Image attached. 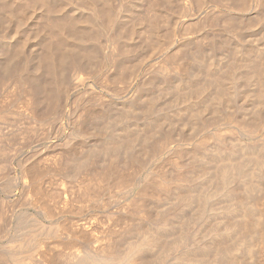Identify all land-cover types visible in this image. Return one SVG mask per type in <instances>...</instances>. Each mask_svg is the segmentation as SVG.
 Masks as SVG:
<instances>
[{
	"label": "rangeland",
	"instance_id": "obj_1",
	"mask_svg": "<svg viewBox=\"0 0 264 264\" xmlns=\"http://www.w3.org/2000/svg\"><path fill=\"white\" fill-rule=\"evenodd\" d=\"M95 1L108 9V19L103 21L106 30L100 28L101 20L90 9ZM149 1L0 0V146L5 149L0 154L1 254L14 250L11 243L24 230L25 223L34 227L32 222H40L41 226L36 238L21 250L29 264H38L42 259L45 264H75L86 254L114 247L124 252L149 233L162 231L158 226L167 214L172 216V226L188 222L187 229L196 232L209 219L210 225L222 232L229 220H238V212L230 214L224 209L230 204L221 188L228 182L235 185L243 181V186L237 185L244 198L248 196L253 201L245 198V203H250V214L254 213L250 216L253 223L254 218L258 223L253 226L252 256H248L243 244L234 253L235 264H246L248 259L264 264V167L259 170L264 159L258 162V175H249L257 166V157L264 158V151L260 152L264 148V95L258 98L260 92L264 93V79L255 75V66L264 58V0H160L164 4L160 11L165 9L162 14H156L157 10L148 6ZM108 30L123 32L117 45L126 52L111 56L115 51L111 50L114 47ZM116 57L117 61H112ZM40 62L44 63L43 69ZM75 64L79 65L77 72ZM55 69H59L62 79L50 88L48 79L53 83ZM39 74L45 76L41 82L47 80V84L38 95L29 84ZM218 77L223 78L220 86L215 82ZM20 79L28 82L24 80L25 85ZM223 83L229 90L221 89ZM197 110L201 113L196 114ZM257 110L262 124L258 123L260 129L252 132L247 123L256 119ZM127 138L136 141L128 146L124 143ZM217 149L222 150L218 151L220 155ZM226 164L238 166L239 174H231L220 183L218 169ZM112 168L118 179L111 173ZM105 172L107 175H103ZM241 177H248L251 190ZM190 197L192 202L185 203V198ZM176 227L163 237L168 245L179 236ZM201 233L204 231L196 238L199 243L204 238ZM206 237L213 238L211 233ZM35 242L41 245L37 252ZM184 247L185 244L179 249ZM170 250L162 259L158 257L161 251H152V262L173 264L177 250ZM249 260L247 263L252 264Z\"/></svg>",
	"mask_w": 264,
	"mask_h": 264
},
{
	"label": "bare ground",
	"instance_id": "obj_2",
	"mask_svg": "<svg viewBox=\"0 0 264 264\" xmlns=\"http://www.w3.org/2000/svg\"><path fill=\"white\" fill-rule=\"evenodd\" d=\"M147 1V0H146ZM149 1V0H148ZM163 1V0H162ZM173 1V0H172ZM234 1V0H233ZM235 1H238V0H235ZM169 2V1H168ZM239 2V1H238ZM242 2H243V0H242ZM81 3V2H80ZM107 3H109V2H107ZM106 3V4H107ZM148 3H149V5H148ZM146 5H148V6H153L154 7V9L155 10H157V12H155L156 14L157 13H159L160 14V10H161V6L162 5H164V4H162L161 5V1L160 0H150L149 2H148ZM164 3H166V1L164 2ZM174 2H172V3H170V4H173ZM198 3V2H197ZM235 3V2H234ZM103 4V3H102ZM110 4V3H109ZM175 4V3H174ZM81 5H83V4H81ZM86 5H88V4H86ZM90 5V4H89ZM166 5H167V3H166ZM168 5H169V3H168ZM167 5V6H168ZM80 6V5H79ZM84 6H85V4H84ZM103 6H104V4H103ZM110 6V5H109ZM173 6V5H172ZM238 6V5H237ZM86 7V6H85ZM150 7H149V9H150ZM152 7V8H153ZM112 8H114V7H112ZM167 8V7H166ZM174 8V7H173ZM85 9V8H84ZM87 9V8H86ZM90 9H92L91 11L93 12V15L95 16V17H97L98 19H100L101 21H100V25H101V29H103V30H106V25H105V22H103V21H106V19H108V9L106 8H102L100 5H99V1L96 3V1L93 3V4H91V6H90ZM153 9V10H154ZM163 9V8H162ZM175 9V8H174ZM107 10V11H106ZM111 10H114V9H111ZM151 10L152 9H150V12H151ZM164 11H165V9H163ZM163 10H162V12H161V14L163 13ZM159 11V12H158ZM167 12V11H166ZM170 12V11H169ZM114 14V13H113ZM116 14V13H115ZM159 14H158V18L160 19V16H159ZM165 14V13H164ZM167 14V13H166ZM165 14V15H166ZM173 14V13H172ZM155 15V14H154ZM165 15H164V17H165ZM171 15V14H170ZM53 16V15H52ZM157 16V15H156ZM163 16V15H162ZM118 17V16H117ZM151 17H153V16H151ZM163 17V18H164ZM166 17H167V15H166ZM146 18V17H145ZM149 18V17H148ZM113 19V18H112ZM167 20V19H166ZM119 21V20H118ZM117 21V22H118ZM156 21V20H155ZM160 21V20H159ZM165 21V20H164ZM163 20H162V22H164ZM167 22V21H166ZM102 23V24H101ZM113 23V22H112ZM111 23V24H112ZM106 24H107V22H106ZM110 24V23H109ZM160 24V23H159ZM158 24V25H159ZM164 24V23H163ZM234 24V23H233ZM113 25H115V24H113ZM118 25V24H117ZM161 25V24H160ZM65 26H66V24H65ZM109 26H111V25H109ZM69 27V26H68ZM154 28V27H153ZM99 28L97 27V29L96 30H98ZM110 29H112V26H111V28L109 27V30ZM115 29V28H114ZM118 29V28H117ZM63 30V29H62ZM108 30V31H109ZM59 31V30H58ZM60 32V31H59ZM65 32V31H64ZM112 31H109L108 33H110L109 34V38L108 39H110L111 40V43H112V45H113V47H114V49L112 48L111 50H113V53H114V51H115V54L113 55H111V56H115L116 54H122V51H125L126 52V50H123L122 49V47L120 48V44L119 45H117L119 42L118 41H120V35H123V32H122V34L120 33L119 34V32L117 31V32H112ZM57 33V32H56ZM97 33V32H96ZM98 33H101V30H100V32L98 31ZM95 34V33H94ZM60 35V34H59ZM124 36V35H123ZM97 38V37H96ZM99 38V37H98ZM97 38V39H98ZM94 39V38H93ZM121 39H122V36H121ZM95 40V39H94ZM123 40V39H122ZM93 41V40H92ZM222 41V40H221ZM224 41H226V40H224ZM230 41V40H229ZM118 42V43H117ZM121 43V42H120ZM225 43H227V42H225ZM224 43V44H225ZM104 44V43H103ZM122 45V44H121ZM216 45V44H215ZM226 45V44H225ZM228 45V44H227ZM100 46V45H99ZM103 48V47H102ZM218 48V47H217ZM122 49V50H121ZM217 50V49H216ZM64 51V50H63ZM66 51V50H65ZM110 52V51H109ZM119 52V53H118ZM129 52V51H128ZM51 53V52H50ZM112 53V52H111ZM63 54V53H62ZM126 54V53H125ZM184 54V53H183ZM53 55V54H52ZM93 55V54H92ZM91 55V56H92ZM96 55V54H95ZM182 55V54H181ZM184 55H186V53L184 54ZM49 56V55H48ZM72 56V55H71ZM120 56V55H119ZM123 56V55H122ZM121 56V57H122ZM16 57V56H15ZM64 57V56H63ZM131 57V56H130ZM233 57H235V56H233ZM254 57H256V56H254ZM253 57V58H254ZM125 58V57H124ZM184 58V57H183ZM257 58V57H256ZM255 58V59H256ZM42 59H44V58H42ZM121 59V58H120ZM126 59V58H125ZM128 59H129V56H128ZM176 59V58H175ZM185 59V58H184ZM231 59H233L232 57H231ZM62 60V59H61ZM122 60V59H121ZM177 60V59H176ZM179 60V59H178ZM261 60V57H259V61ZM20 61V60H19ZM48 61V60H47ZM56 61V60H55ZM112 61H117V57L116 58H113V60ZM119 61V60H118ZM123 61H125V60H123ZM233 61H237L235 58H234V60ZM258 61V60H257ZM74 62H76V61H74ZM127 62V61H126ZM211 62V61H210ZM230 62H232V61H230ZM238 62V61H237ZM41 64H40V69H43V67H44V63L43 62H40ZM86 63V62H85ZM106 63V62H105ZM109 63H111V62H109ZM119 63V62H118ZM129 63V62H128ZM127 63V64H128ZM212 63H214V62H212ZM256 63V62H255ZM258 63V62H257ZM23 64H25V63H23ZM60 64V63H59ZM63 64V63H62ZM71 64V63H70ZM120 64V63H119ZM132 64V63H131ZM231 64V63H230ZM10 65V64H9ZM17 65V64H16ZM86 65V64H85ZM123 65H124V63H123ZM180 65H182V63H180ZM233 65V64H232ZM254 66H255V64H253ZM15 66V65H14ZM78 66L79 65H77V64H75V68H74V70H75V72H77V71H79V68H78ZM126 66V65H125ZM132 66V65H131ZM207 66V65H206ZM208 66H209V64H208ZM235 66V65H234ZM3 67V66H2ZM127 67H129L128 65H127ZM133 67V66H132ZM186 67V66H185ZM184 67V68H185ZM210 67H212V66H210ZM229 67H231V66H229ZM236 67V66H235ZM23 68H24V65H23ZM55 68V67H54ZM54 68L52 69V70H54ZM57 68H59L58 66H57ZM183 68V67H182ZM181 68V69H182ZM233 68V67H232ZM239 68V67H238ZM5 69V68H4ZM21 69H22V67H21ZM185 69H187V68H185ZM241 69V68H240ZM243 69V68H242ZM247 69V68H246ZM16 70H17V68H16ZM19 70V69H18ZM24 70V69H23ZM27 70H28V68H27ZM56 70V69H55ZM59 70V69H58ZM58 70H56L55 72H54V78L53 77H51V78H53V83L50 81L49 82V79H48V84L50 85V88L51 87H53V86H51V84H53V85H55L56 83H59V80L60 79H62V76L60 75L59 76V74L61 73L60 71V73L58 74L57 72H58ZM73 70V71H74ZM128 70V69H127ZM130 70V69H129ZM207 70V69H206ZM205 70V71H206ZM20 71V70H19ZM26 71V70H25ZM38 71V70H37ZM210 71H211V69H210ZM240 71V70H239ZM20 72H23V71H20ZM28 72V71H27ZM42 72V71H41ZM69 72V71H68ZM178 72V71H177ZM212 72V71H211ZM250 72V71H249ZM4 73V72H3ZM80 73V72H79ZM235 73V72H234ZM251 73H254V70H253V72H251ZM258 73V74H257ZM20 73H17V75H19ZM32 74V73H31ZM31 74H29V75H31ZM66 74V73H65ZM219 74V73H218ZM260 75V77H261V79L263 78L264 79V77H262V75L264 76V58L258 63V65H256L255 66V75ZM63 75V74H62ZM69 75V74H68ZM198 75V74H197ZM216 74H214V76H215ZM252 75V74H251ZM14 76V75H13ZM16 76V75H15ZM42 76H44V75H40L39 74V76L38 77H36V79L34 80V79H32V82L29 84V85H31V84H33V89H32V91H34L35 93H37L38 94V92H39V90L41 91V89L42 88H44V84H47V80H45V82L44 83H42L41 81H42V79L43 78H45V76L42 78ZM58 78H57V77ZM76 76V75H75ZM210 76V75H209ZM219 76V75H218ZM227 76H229V75H227ZM247 75H245V77H246ZM17 77V76H16ZM56 77V78H55ZM207 77V76H206ZM20 78V77H19ZM35 78V77H34ZM193 78V77H192ZM210 78V77H209ZM211 78H213V76L211 77ZM229 78H230V76H229ZM249 78V77H248ZM254 78V77H253ZM223 79V78H222ZM222 79L220 78V77H218V78H216L215 79V82H218V85H219V83H222L223 81H222ZM226 79V78H225ZM227 79H228V77H227ZM237 79V78H236ZM255 79H257V78H255ZM7 80V79H6ZM9 80V79H8ZM24 80H26V82H28V80L27 79H20V81L24 84L25 83V85H26V82L24 81ZM44 80V79H43ZM207 80V79H206ZM212 80H214V79H212ZM230 80V79H229ZM229 80H227V82H229L230 83V81ZM250 80H253V79H250ZM258 80V79H257ZM199 81V80H198ZM197 81V82H198ZM222 81V82H221ZM29 82H30V80H29ZM215 82H214V84H215ZM226 82V83H227ZM256 82H258L259 84L262 82H260V81H256ZM1 83V82H0ZM17 83V82H16ZM19 83V82H18ZM55 83V84H54ZM201 83V82H200ZM3 84V83H2ZM66 84V83H65ZM224 84V87H223V85H222V87H221V89L223 88V89H225V83H223ZM253 84H256V83H253ZM262 84V83H261ZM8 85V84H7ZM13 85V84H12ZM9 86V85H8ZM66 86V85H65ZM212 86H213V84H212ZM220 86V85H219ZM257 86V85H256ZM31 87V86H30ZM49 87V86H48ZM56 87V86H55ZM227 87H228V85H227ZM230 87V86H229ZM41 88V89H40ZM68 88V87H67ZM191 88V87H190ZM195 89L197 88V87H194ZM193 88V89H194ZM200 88V87H199ZM213 89V88H212ZM219 89V88H218ZM246 89V88H245ZM54 90V89H53ZM56 90V89H55ZM204 90V89H203ZM207 90V89H206ZM226 90H229V89H225L224 91H226ZM264 90V89H263ZM263 90L261 89V91L263 92ZM199 91V90H198ZM197 91V92H198ZM214 91V90H213ZM218 91V90H217ZM216 91V92H217ZM223 91V90H222ZM231 91V90H230ZM230 91H228L229 93H230ZM254 92L256 91V90H253ZM49 92V91H48ZM202 92V91H201ZM57 93V92H56ZM187 93V92H186ZM195 93V92H194ZM194 93H192V94H194ZM200 93V92H199ZM203 93H205V92H203ZM218 93H220V92H218ZM251 93H253V92H251ZM258 93V92H257ZM256 92L254 93V94H257ZM4 94V93H3ZM10 94V93H9ZM31 94V93H30ZM33 94V93H32ZM245 94H247V93H245ZM261 94H263L264 95V93H261L260 92V94H258V98H259V95H261ZM23 95H24V93H23ZM39 95V94H38ZM183 95V94H182ZM181 95V96H182ZM190 96H191V94H189ZM196 96H197V94H195ZM202 95V94H201ZM207 95V94H206ZM218 95V94H217ZM232 95V94H231ZM230 95V97H232ZM253 95V94H252ZM262 95V96H263ZM5 96V95H4ZM184 96V95H183ZM189 96V97H190ZM203 96V95H202ZM222 96V95H221ZM228 96V95H227ZM257 96V95H256ZM262 96H261V98H262ZM13 97V96H12ZM185 97V96H184ZM217 97H220V96H217ZM248 97H251L252 98V96L250 95V96H248ZM254 97V96H253ZM35 98V97H34ZM33 98V99H34ZM59 98V97H58ZM64 98V97H63ZM186 98H188V97H186ZM191 98V97H190ZM195 97H193V99H194ZM221 98V97H220ZM245 98V97H244ZM16 99V98H15ZM182 99H184L183 97H182ZM207 99V98H206ZM225 99V98H224ZM227 99H229V98H227ZM247 99V98H246ZM249 99V98H248ZM255 99V98H254ZM257 99V98H256ZM22 100V99H21ZM35 100V99H34ZM185 100V99H184ZM197 100V99H196ZM209 100H211L210 98H209ZM231 100V99H230ZM258 100V99H257ZM23 101V100H22ZM187 101V100H186ZM204 101V100H203ZM215 101V100H214ZM197 102V101H196ZM201 102V101H200ZM205 102V101H204ZM209 102V101H208ZM211 102H213V101H211ZM223 102V101H222ZM245 102H246V100H245ZM251 102V101H250ZM261 102V101H260ZM259 102V103H260ZM263 102H264V100H263ZM194 103V102H193ZM213 103H215V102H213ZM40 104V103H39ZM188 104V103H187ZM190 104V103H189ZM195 104V103H194ZM198 105H199V103H197ZM208 105L210 104V103H207ZM216 104H218L219 105V103H216ZM227 104V103H226ZM225 104V105H226ZM242 104V103H241ZM248 104V103H247ZM251 104V103H250ZM252 104H255V103H252ZM263 104V103H262ZM261 104V105H262ZM57 105V104H56ZM205 105V104H204ZM208 105L206 106V107H208ZM212 105V104H211ZM229 105H230V103H229ZM239 105V104H238ZM237 105V106H238ZM245 105V104H244ZM256 105V104H255ZM210 106V105H209ZM213 106V105H212ZM211 106V107H212ZM251 106V105H250ZM155 107V106H154ZM230 107V106H229ZM232 107V106H231ZM257 107H259V106H257ZM149 108V110H151L150 109V107H148ZM148 108H147V111H148ZM180 108V107H179ZM183 108V107H182ZM204 108V107H203ZM241 108V107H240ZM251 108V107H250ZM189 109V108H188ZM199 109V108H198ZM207 109V108H206ZM212 109V108H211ZM233 109V108H232ZM245 109V108H244ZM256 109V108H255ZM261 110H262V108H260ZM20 110V109H19ZM183 110V109H182ZM192 110V109H191ZM217 110V109H216ZM243 110V109H242ZM241 110V111H242ZM264 110V109H263ZM146 111V110H145ZM155 111V110H154ZM193 111V110H192ZM198 111L200 112V110H197V112H196V114L198 113ZM54 112V111H53ZM61 112V111H60ZM149 112V111H148ZM203 112H205V111H203ZM203 112H202V114H203ZM234 112V111H233ZM178 113V112H177ZM180 113V112H179ZM195 113V112H194ZM201 113V112H200ZM256 113H258V115L256 114V119L253 117V119H255V120H253V121H251V124L249 123L250 121H248V123H247V125H249L250 126V129H252L251 131L252 132H254V131H256L258 128L260 129V127L258 126V123H260V122H258V121H260L261 120V116H260V114H259V112H258V110H257V112ZM205 114V113H204ZM227 114H228V112H227ZM234 114V113H233ZM150 115H151V113H150ZM174 115H176V114H174ZM200 115V114H199ZM218 115V114H217ZM231 115V113H229V116ZM36 116V115H35ZM34 116V117H35ZM154 116V115H153ZM204 116V115H203ZM207 116V115H206ZM223 116V115H222ZM224 116H225V114H224ZM233 116V115H232ZM231 116V117H232ZM241 116H242V114H241ZM32 117V116H31ZM155 117V116H154ZM215 117V116H214ZM228 117V116H227ZM238 117V116H237ZM251 117V116H250ZM36 118V117H35ZM193 118V117H192ZM199 118V117H198ZM205 118V117H204ZM218 118V117H217ZM239 118V117H238ZM237 118V119H238ZM4 119V118H3ZM33 119V118H32ZM153 119V118H152ZM158 119V118H157ZM200 119V118H199ZM212 119V118H211ZM236 119V118H235ZM241 119V118H240ZM34 120V119H33ZM39 120H42L41 118H39ZM44 120H46V119H44ZM43 120V121H44ZM243 120V119H242ZM264 120V119H263ZM4 121V120H3ZM154 121V120H153ZM158 121V120H157ZM195 121H196V118H195ZM205 121V120H204ZM208 121V120H207ZM209 121H211L210 119H209ZM240 122H241V120H239ZM262 121V120H261ZM38 122V121H37ZM40 122V121H39ZM149 122V121H148ZM245 122H247V121H245ZM264 121H262V123H263ZM151 123H152V121H151ZM207 123V122H206ZM243 123V122H242ZM262 123H260V124H262ZM158 124V123H157ZM205 124V123H204ZM203 124V125H204ZM208 124V123H207ZM243 124H246V123H243ZM150 125V124H149ZM206 125V124H205ZM29 126V125H28ZM160 126V125H159ZM203 127V126H202ZM131 128V127H130ZM145 128H146V124H145ZM160 128V127H159ZM203 128H205V127H203ZM246 128H248V127H246ZM245 128V129H246ZM28 129V128H27ZM27 129H25V130H27ZM136 129V128H135ZM151 129V128H150ZM249 129V128H248ZM30 130V129H29ZM28 130V131H29ZM145 130V129H144ZM25 132V131H24ZM27 132V131H26ZM151 132V131H150ZM153 132V131H152ZM170 133V132H169ZM3 134V133H2ZM32 134V133H31ZM148 134V133H147ZM5 135V134H4ZM133 135V134H132ZM146 135V134H145ZM152 135H153V133H152ZM164 135H166V134H164ZM168 135V134H167ZM170 135V134H169ZM175 135V134H174ZM1 136H3V135H1ZM14 136V135H13ZM140 136V135H139ZM147 136V135H146ZM6 137V136H5ZM12 137V136H11ZM127 137V136H126ZM126 137H124V138H126ZM145 137V136H144ZM149 137V136H148ZM167 137V136H166ZM173 137V136H172ZM1 138V137H0ZM147 138V137H146ZM153 138V137H152ZM170 138H171V136H170ZM5 139V138H4ZM149 139V138H148ZM147 139V140H148ZM2 140V139H1ZM11 140V139H10ZM146 140V141H147ZM162 140V139H161ZM121 141V140H120ZM135 141L136 140H134L133 138H131V139H125V141H124V143L125 144H127L128 146H132L134 143H135ZM141 141V140H140ZM164 141H166V139L164 140ZM163 141V142H164ZM162 142V141H161ZM160 142V143H161ZM162 142V143H163ZM1 143V142H0ZM123 143V142H122ZM121 143V144H122ZM140 143V142H139ZM238 143V142H237ZM146 144H148V143H146ZM156 144V143H155ZM163 144H165V143H163ZM232 144V143H231ZM143 145H144V143H143ZM153 145V144H152ZM261 145V147H262V144H260ZM260 145H258L259 146V148H260ZM2 146V145H1ZM1 146H0V154H1V152H2V154H3V151L5 150L4 149V147L3 148H1ZM127 146V147H128ZM147 146V145H146ZM231 146V145H230ZM249 146V145H248ZM248 146H246L247 148H248ZM257 146V147H258ZM124 147H126V146H124ZM123 147V148H124ZM148 147V146H147ZM154 147V146H153ZM152 147V148H153ZM232 147V146H231ZM238 147V146H237ZM160 148V147H159ZM219 148V147H218ZM225 148V147H224ZM233 148V147H232ZM240 148V147H239ZM253 148V147H252ZM252 148H250V149H252ZM143 149H144V147H143ZM148 149V148H147ZM157 149H158V147H157ZM219 149H222V147L221 148H219ZM219 149H217L216 151H217V154L218 155H220V152H218V151H222V150H219ZM235 149V148H234ZM256 150H257V148H255ZM263 150H260V149H258V150H260V152L262 151H264V148H262ZM119 150H120V148H119ZM145 150V149H144ZM151 150V149H150ZM212 150V149H211ZM215 150V149H214ZM224 150H226V149H224ZM236 150V149H235ZM238 150V149H237ZM243 150H244V148H243ZM247 150V149H246ZM249 150V149H248ZM253 151H254V148L252 149ZM7 151V150H6ZM112 151V150H111ZM149 151V150H148ZM154 151V150H153ZM156 151V150H155ZM204 151V150H203ZM228 152H229V150H227ZM233 151V150H232ZM231 151V149H230V152H232ZM250 151V150H249ZM113 152V151H112ZM147 152V151H146ZM152 152V151H151ZM150 152V153H151ZM226 152V151H225ZM234 152V151H233ZM232 152V153H233ZM236 152V151H235ZM241 152H242V150H241ZM248 152V151H247ZM261 152V153H262ZM4 153H5V151H4ZM141 153V152H140ZM158 153V152H157ZM204 153V152H203ZM215 153V152H214ZM222 153V152H221ZM155 154V153H154ZM197 154V153H196ZM199 154V153H198ZM245 154H246V152H245ZM245 154H243V156L245 155ZM253 154V153H252ZM142 154H140V156H141ZM203 155V154H202ZM223 155H224V153H223ZM254 155H256V153H254ZM6 156V155H5ZM120 156V155H119ZM124 156V155H123ZM139 156V157H140ZM151 156H152V154H151ZM204 156V155H203ZM224 156H226V153H225V155ZM245 156H247V154L245 155ZM252 156V155H251ZM127 157V156H126ZM231 157V156H230ZM253 157V156H252ZM141 159H142V157H140ZM203 158V157H202ZM113 159V158H112ZM111 159V160H112ZM254 159V158H253ZM263 159L264 158H262V157H260L259 158V156L257 157V159H256V162H257V166H255L254 167V165H253V167L254 168H251L253 171H250V174L249 175H252L256 170H258L259 169V167H261L260 165H258V162L260 163V162H263ZM202 160V159H201ZM215 160H216V158H215ZM225 160H227L226 158H225ZM245 160V159H244ZM1 161V160H0ZM202 161H204V159L202 160ZM216 161H218V160H216ZM223 161V160H222ZM236 161V160H235ZM251 161V160H250ZM249 161V162H250ZM141 162V161H140ZM224 162V161H223ZM228 162V161H227ZM243 162V161H242ZM252 162H253V160H252ZM114 163H115V161H114ZM148 163V162H147ZM205 163V162H204ZM248 163V162H247ZM190 164V163H189ZM202 164H203V162H202ZM216 164V163H215ZM242 164V166L244 165L243 163H241ZM250 164V163H249ZM254 164V163H253ZM256 164V163H255ZM89 165H90V163H89ZM121 165V164H120ZM141 165V164H140ZM186 165H188V164H186ZM206 165V164H205ZM251 165V164H250ZM262 165V167L259 169V170H261L264 166V164L262 163L261 164ZM179 166V165H178ZM185 166V165H184ZM188 166H190V165H188ZM216 166V165H215ZM249 166V165H248ZM2 167V166H1ZM110 167V166H109ZM112 167V166H111ZM114 167V166H113ZM182 167V166H181ZM186 167V166H185ZM191 167H192V164H191ZM196 167V166H195ZM199 167V166H198ZM206 167V166H205ZM204 167V168H205ZM211 167H213V166H211ZM238 167V166H237ZM235 165H231V164H226V165H224V166H222V169H218L219 171H218V176H217V178H218V180H217V178H216V180L217 181H219L220 183H224V182H226L225 180H227V177L229 176V175H231V174H234V173H236L237 175L239 174L238 172H237V168ZM243 167H245V166H243ZM28 168V167H27ZM103 168V167H102ZM106 168V167H105ZM104 168V169H105ZM187 168V167H186ZM189 168V167H188ZM187 168V169H188ZM194 168V167H193ZM203 168V167H202ZM209 169H211L210 167H208ZM221 168V167H220ZM242 168V167H241ZM249 168H250V166H249ZM206 169V168H205ZM204 169V170H205ZM264 169V168H263ZM26 170V169H25ZM34 170V169H33ZM36 170V169H35ZM109 170H111V169H109ZM108 170V172L110 173V171ZM114 170H115V168H114ZM114 170H113V168H112V170H111V173L112 174H114L115 172H114ZM120 170V169H119ZM207 170V169H206ZM211 170H213V168L211 169ZM258 170V171H259ZM117 171V170H116ZM189 171V170H188ZM194 171V170H193ZM207 171H210V170H207ZM214 171V170H213ZM217 171V170H216ZM263 171V170H262ZM106 172H107V170H106ZM106 172L105 173H103V175H105L106 174ZM191 172V171H190ZM110 173V176L112 175ZM185 174H186V171L184 172ZM188 173V172H187ZM209 173V172H208ZM212 174H214L215 173V171H214V173L213 172H211ZM217 173V172H216ZM243 173H245V172H243ZM247 173V172H246ZM90 174V173H89ZM92 174V173H91ZM121 174V173H120ZM179 174H181V172L179 173ZM235 174V175H236ZM260 174H261V171H260ZM263 174H264V172H263ZM107 175V174H106ZM109 175V174H108ZM115 176H116V174H114ZM113 175V176H114ZM173 175V174H172ZM211 175V174H210ZM210 175H209V177H210ZM216 175V174H215ZM236 175V176H237ZM255 175H258V174H256V172H255ZM101 176V175H100ZM112 176V179L114 178ZM165 176V175H164ZM212 176H214V175H212ZM211 176V177H212ZM210 177V178H211ZM242 177H243V175H242ZM241 177V178H242ZM256 177V178H255ZM254 178H255V180L257 179V176H255ZM120 178H121V176H120ZM119 178V179H120ZM184 179H185V177H183ZM240 178V179H241ZM244 178V177H243ZM241 179V180H245L246 178H248V177H245V179ZM250 179H251V177H249ZM263 178V177H262ZM102 179V178H101ZM115 179V178H114ZM116 179H118V176H116ZM122 179V178H121ZM166 179H168V178H166ZM240 179H236L235 181L236 182H238ZM123 180V179H122ZM213 179H211V181H212ZM215 180V181H216ZM253 180V179H252ZM259 180V179H258ZM121 181V180H120ZM163 181V180H162ZM172 181H173V179H172ZM214 181V183H216ZM246 181H248L247 179H246ZM245 181V182H246ZM156 182V181H155ZM164 182V181H163ZM213 182V181H212ZM243 182V181H242ZM241 181H240V183H236L235 185L234 184H231V182H228L229 184L228 185H225L224 187H223V185H221L223 188H221L223 191H224V193H226V198H228L227 199V201L229 202V207H225V206H223L224 207V209L225 208H227V211H229L230 212V214H231V211H233L234 212V210H236L237 212H238V214H237V216H238V220L236 221V222H234V223H232L231 222V220H229L230 222L228 223V224H226L225 225V227L224 228H222L221 230H222V232L221 231H218L217 230V227H213V225H210L211 223H209V219L207 220V225H205V224H203V225H205V227L203 228V225L201 226L200 224V226H199V229L195 232H191L190 230H188L187 228L189 227V225H187V224H189L188 222H181L180 224V226L178 227H176V226H174V224H173V226H172V224H171V220H172V216H169V214H167V216L165 215V217L164 218H162V220H161V226H158L159 228H161V230L162 231H160V232H156V234L155 233H153L154 235H150L151 233H149V235L148 236H145L139 243L137 242V243H129L131 246L126 250V251H120V250H117V249H119L118 247H117V249H115L116 247H114V249L113 250H107V249H105V250H101V251H97V252H95V253H93V254H86V256H85V258L84 259H82L79 263H75V264H152L153 262L152 261H155V259L153 260L152 259V251L154 252V251H156V250H158L160 253L158 254L159 256V258L160 259H162L163 257H165L166 256V254H167V249H168V251H171L170 250V248H175L176 250H177V252H176V254H175V256L173 257V264H235V262H237L236 261V258L234 257L235 255H234V253H237L238 251V249L240 248V247H244V245L246 246V252L248 253V256L250 257V256H252V254H253V249H252V246H251V244H253L252 242H253V240L255 239V235H254V229H253V226H254V228H255V225L256 224H254V223H258V222H256L257 221V219L258 218H254V219H256V221H254V223H253V219H251V214H254V213H251L250 214V212H249V210H248V205H250V203L249 202H247V203H245L246 201H245V198L246 197H248V196H245V198H244V196H243V193H242V191H240V189H239V186H243V183H242ZM255 182V181H254ZM260 182H261V180H260ZM120 183V182H119ZM157 183V182H156ZM160 183V182H159ZM165 184L166 183H168V182H164ZM242 183V184H241ZM249 183V181L248 182H246L245 183V186H246V184H248ZM163 184V183H162ZM161 183H160V185L161 186H163ZM211 184V183H210ZM237 184H240L239 186L237 185ZM250 184V185H249ZM248 185H247V187L249 186H251V183H249ZM253 184V183H252ZM151 185H156V184H151ZM158 185V184H157ZM160 185L159 186H157L158 188L160 187ZM170 185H172V184H170ZM260 184L258 183V186H259ZM221 186H219L218 188H220ZM244 186V187H245ZM255 186V185H254ZM261 186V185H260ZM100 187V186H99ZM103 187V186H102ZM147 187V186H146ZM157 187H156V189H157ZM167 187V186H166ZM244 187H242V188H244ZM39 188V187H38ZM164 188V187H163ZM168 188V187H167ZM166 188V189H167ZM257 188V187H256ZM8 189V188H7ZM96 189V188H95ZM144 189V188H143ZM170 189V188H169ZM168 189V190H169ZM244 189H246V187L244 188ZM248 189V188H247ZM252 188L250 187V189L249 190H251ZM92 190H94V189H92ZM98 190V189H97ZM158 190V189H157ZM178 190V189H177ZM222 190L221 191H219V193L220 192H222ZM263 190V189H262ZM148 191V190H147ZM161 191H162V188H161ZM165 191V190H164ZM188 191V190H187ZM212 191H213V189H212ZM211 191V192H212ZM246 191V190H245ZM245 191H244V193H245ZM256 191V190H255ZM158 192V191H157ZM170 192V191H169ZM195 192V191H194ZM215 192H216V190H215ZM253 192V191H252ZM146 193V192H145ZM149 193V192H148ZM188 193H190V191L188 192ZM40 194V193H39ZM91 194V193H90ZM154 194V193H153ZM184 194V193H183ZM183 194H182V196H183ZM186 194V193H185ZM220 194H222V193H220ZM248 195V193L246 192L244 195ZM192 195V194H191ZM216 195H217V193H216ZM223 195V194H222ZM255 195V194H254ZM258 195V194H257ZM256 195V196H257ZM150 196V195H149ZM152 196V195H151ZM192 196H194V195H192ZM199 196V195H198ZM220 196V195H219ZM225 196H222V200H223V197H224V199H225ZM250 196V195H249ZM109 197V196H108ZM147 197H148V195H147ZM210 197V196H209ZM144 198V197H143ZM151 198V197H150ZM249 198V197H248ZM248 198H247V200H248ZM254 198V197H253ZM256 198V197H255ZM254 198V199H255ZM262 198V197H261ZM258 199H259V196H258ZM263 199V198H262ZM261 199V200H262ZM147 200H148V198H147ZM222 200H221V202H222ZM226 200V199H225ZM249 200L251 201V199L249 198ZM256 200V199H255ZM260 201V200H259ZM145 202V201H144ZM192 202V199H191V197L190 198H185V203H191ZM219 202L220 201H218V204H219ZM220 202V203H221ZM226 202V201H225ZM223 203H224V200H223ZM227 203V202H226ZM226 203H224V204H226ZM249 203V204H248ZM251 203H253V201H251ZM257 203V202H256ZM260 203L261 202H259V204L258 205H260ZM1 204V203H0ZM146 204V203H145ZM180 204V203H179ZM206 204V203H205ZM245 204H246V206H245ZM220 205V204H219ZM227 205V204H226ZM257 205V204H256ZM136 206V205H135ZM179 207H181V204L180 205H178ZM206 206V205H205ZM228 206V205H227ZM248 206V207H247ZM251 206H253V205H251ZM262 206V205H261ZM137 207V206H136ZM217 207L218 206H213V208H216L217 209ZM223 207H222V209H223ZM142 208V207H141ZM144 208H146V207H144ZM183 208V207H182ZM182 208H178V209H176V210H182ZM205 208V207H204ZM250 208V207H249ZM218 209H221V208H219L218 207ZM176 210H175V212H176ZM211 211H213L212 210V208L210 209ZM215 211V210H214ZM213 211V212H214ZM217 211V210H216ZM180 212V211H179ZM178 212V213H179ZM229 212H227L228 214H229ZM171 214V213H170ZM176 214H177V212H176ZM175 214V215H176ZM174 215V214H173ZM174 215V216H175ZM178 215V214H177ZM179 215H180V213H179ZM178 215V216H179ZM181 216V215H180ZM180 216H179V218H180ZM163 217V216H162ZM195 217V216H194ZM253 217H257V216H253ZM178 218V217H177ZM213 218V217H212ZM229 218V217H228ZM227 218V219H228ZM174 219H176V218H174ZM196 219V218H195ZM230 219V218H229ZM186 220V219H185ZM188 220V219H187ZM192 220V219H191ZM213 219H211V221H212ZM224 220V219H223ZM173 221V220H172ZM224 221H226V220H224ZM31 222H32V220H31ZM33 224L32 225H34V227L33 226H31L30 224L28 225L27 223H25V226H23V228L22 229H24V230H22V232H20V235H18V237H15V239L13 240L14 241V243H11V244H14V245H12V248L14 249V250H11V251H8V252H3L2 251V253H4V254H1L0 253V264H29L28 262H26V260L28 259H26V258H24L23 256H21V250H23L22 249V247L26 244V243H28L29 242V240L31 241V239H33L34 237L36 238V235H37V231L39 230V227L41 226V224H40V222L38 223H35V222H32ZM42 223V222H41ZM173 223V222H172ZM205 223V222H204ZM191 224V223H190ZM38 226V227H37ZM58 226V225H57ZM188 226V227H187ZM257 226V225H256ZM38 229H37V228ZM52 227V226H51ZM173 227V228H172ZM177 228V229H179V236L176 238V239H174V240H172L170 243H169V245H168V243L167 242H165V241H163V237H165L166 235H167V231H169L171 228L172 229H174V228ZM41 229V228H40ZM43 229V228H42ZM59 229V228H58ZM171 229V230H172ZM36 230V231H35ZM202 230L204 231V233L201 235V236H203L204 238H202V240H200V243H199V240L197 241V235L200 233V232H202ZM34 232H35V234H34ZM147 232H149V231H147ZM170 233V232H169ZM168 233V234H169ZM195 233V234H194ZM209 233H211V235L213 236V238L212 239H210V240H207V239H209V238H207L206 236L209 234ZM47 234V233H46ZM172 234H174V233H172ZM190 234L192 235V237L190 236ZM146 235V234H145ZM38 237V236H37ZM172 237V236H171ZM170 238V237H169ZM40 239V238H39ZM165 239V238H164ZM170 239H172V238H170ZM140 240V239H139ZM12 242V241H11ZM30 243V242H29ZM10 244V245H11ZM114 244H117V242L116 243H114ZM183 244H185V249H183L182 250V248L181 249H179V246H182ZM244 244V245H243ZM9 245V246H10ZM31 245V244H30ZM33 245H34V249L36 248H40V243H38V242H35V243H33ZM11 247V246H10ZM26 247V246H25ZM254 248H255V246H253ZM9 248V247H8ZM24 248V247H23ZM111 248H113V247H110V249ZM32 249H33V247H32ZM35 249V251L37 252L38 251V249L36 250ZM103 249V248H102ZM40 250V249H39ZM24 251V250H23ZM235 251H237V252H235ZM1 252V251H0ZM27 252V251H26ZM31 253L32 252H34V250L32 251H30ZM29 252V253H30ZM36 252H34V254L36 253ZM28 253V254H29ZM246 253V254H247ZM33 254V253H32ZM39 254V253H38ZM38 254H37V256H38ZM154 255V254H153ZM245 255V254H244ZM29 256V255H28ZM28 256H26V257H28ZM31 256V255H30ZM36 256V255H35ZM239 256H240V254H239ZM242 256H243V254H242ZM247 256V257H248ZM42 257V256H41ZM59 257V256H58ZM157 257V258H158ZM241 257V256H240ZM248 257V258H249ZM35 258V257H34ZM33 258V259H34ZM40 258V257H39ZM244 258V257H243ZM29 259H32V258H30L29 257ZM32 259V260H33ZM42 259V258H41ZM159 259V260H160ZM167 259V258H166ZM36 260H37V258H36ZM33 261V262H37V261ZM40 260V259H39ZM43 260V259H42ZM42 260H40L39 261V263L38 264H45ZM45 260V259H44ZM48 260H50V259H48ZM56 260V259H55ZM79 260V259H78ZM77 260V261H78ZM246 260V259H245ZM249 260V259H248ZM248 260H247V262H248ZM28 261V260H27ZM31 261V260H30ZM57 261V260H56ZM156 261H158L157 259H156ZM162 261H164V260H162ZM249 261H251V259L249 260ZM60 262V261H59ZM240 262V261H239ZM239 262H238V264H239ZM247 262H245L246 264H248ZM255 262V261H254ZM254 262L252 263V261H251V263L252 264H254ZM241 264H243L242 262H240ZM37 264V263H36ZM55 264V263H54ZM154 264V263H153ZM237 264V263H236ZM249 264H250V262H249ZM260 264V263H259Z\"/></svg>",
	"mask_w": 264,
	"mask_h": 264
}]
</instances>
